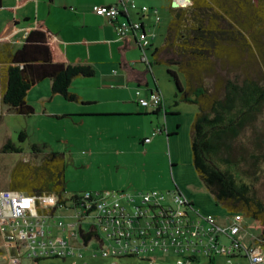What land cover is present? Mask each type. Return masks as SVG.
<instances>
[{
	"label": "rangeland",
	"instance_id": "rangeland-1",
	"mask_svg": "<svg viewBox=\"0 0 264 264\" xmlns=\"http://www.w3.org/2000/svg\"><path fill=\"white\" fill-rule=\"evenodd\" d=\"M16 2L17 0H2L0 8V37L4 36L9 24L13 25L11 31H16L12 37L6 41L1 40L0 43L8 44L12 51L19 49L23 44L28 34L24 33L28 29L26 27L34 28L38 18H45L47 15L44 0H36L21 7H16ZM162 2V7L158 6L161 21L155 25L154 31H151L154 34L153 45L157 47L163 45L170 21L169 0ZM177 3L182 5L184 0ZM14 20H18V24L13 23ZM132 55L137 60V51L132 52ZM149 58L151 61V55ZM258 67V63H251L247 59L243 70L236 72L232 70L229 77L235 79L238 75L239 79H242L244 76L242 74L246 71H253L256 74ZM108 69L114 70L113 67ZM152 74L165 97L168 107V114L165 117L163 112L158 118L154 114L130 113L134 110L132 104L135 99L134 88L126 87L124 81H117L114 86L121 87L120 89H97L99 84H105V79L97 68L95 76L73 80L69 91L84 92V87L88 86L90 91L115 95L119 101L114 108L123 113L103 118H87L67 113L70 108L81 106L66 102L61 96H52L49 80L37 84L29 92V105L34 109V113L29 116L15 114L1 103L0 191L10 189L11 184L29 185V182L32 186L41 187L40 184L33 183V179H36L35 174L39 176L43 170L44 172L51 170L50 165L44 164V159L49 152H56L63 155L65 163L64 198L84 192L117 193L119 204L129 208L126 198H121V193L131 196L139 203L146 193L158 191L166 196V204L177 210L178 205L169 194L179 191L201 214L228 216L225 210L216 205L192 165L190 131L194 116L198 112L197 106L179 101L180 95L166 73L165 66L153 64ZM148 78L152 82V78ZM179 78L183 80L182 77ZM218 79L214 77L207 79L206 85L210 91H213ZM43 97L48 98L46 107H43L40 101ZM65 114L73 115L63 116ZM256 126V131L252 127H247L239 139L251 149L255 137L262 135L264 139V112L259 116ZM156 128L163 130V133L153 137L150 144L142 147V140L151 137ZM20 134L25 135L23 140L20 139ZM7 141L21 148L22 152L2 153L1 148ZM33 145H44L45 148L41 153H33ZM41 166V169H35ZM261 168L263 170L255 184V191L264 201V164ZM67 214L71 213L67 211L61 217L56 215L54 223L48 220L50 221L47 222L48 227L53 233L57 232L55 222L69 225L77 221ZM238 216L242 218L240 225L243 230L248 234L258 233L253 229L256 222L242 215ZM232 217L236 218L235 215ZM219 222L222 224L223 218H220ZM83 229L89 230L87 223L83 224ZM107 242L110 243L108 240ZM155 252L151 264H183L182 259L174 257L172 253L165 252L164 255L162 252ZM4 255L5 252L1 249L0 264H9ZM142 262L140 259L104 258L98 242L91 240L87 247H76L74 255H68L65 259L51 256L39 264H147ZM247 262L244 259L218 257L215 258L214 264H248Z\"/></svg>",
	"mask_w": 264,
	"mask_h": 264
},
{
	"label": "trees",
	"instance_id": "trees-1",
	"mask_svg": "<svg viewBox=\"0 0 264 264\" xmlns=\"http://www.w3.org/2000/svg\"><path fill=\"white\" fill-rule=\"evenodd\" d=\"M190 1L191 5L184 8L169 5L170 21L164 43L152 49L150 66H165L180 95L179 101L198 108L190 131L192 165L216 205L230 216L242 215L255 221L264 242V201L255 191L263 170L264 139L262 135L255 137L252 149L239 141L247 127L256 131L259 116L264 112V0ZM1 4L2 0L0 8ZM247 59L259 64L258 72L246 71L242 79L238 75L231 79V71L243 70ZM94 75L91 66L55 62L49 33L42 25L32 29L15 51L0 43L1 103L15 114L34 113L27 95L45 80L50 81L52 95L79 103L80 98L69 91L71 82L77 77ZM213 77L219 79L210 91L206 81ZM160 110L151 114L159 115ZM24 137L20 134L21 140ZM44 148L32 146L33 153H41ZM1 152L22 150L7 141ZM44 164L50 165L51 170H43L33 179L41 187L29 182L11 184L10 190L66 199L63 155L49 152Z\"/></svg>",
	"mask_w": 264,
	"mask_h": 264
},
{
	"label": "built area",
	"instance_id": "built-area-1",
	"mask_svg": "<svg viewBox=\"0 0 264 264\" xmlns=\"http://www.w3.org/2000/svg\"><path fill=\"white\" fill-rule=\"evenodd\" d=\"M135 9L133 2L118 0L115 5L94 6L93 13L113 24L120 39L133 38L140 51V62L150 70L148 50L154 34L145 31L140 21L131 19L130 11ZM149 11L157 25L160 22L158 11L140 8L141 13ZM136 97L140 107L164 111L165 101L160 92L146 97L136 92ZM162 133L163 130L156 128L143 142L149 143ZM121 194L129 208L119 204L117 193L84 192L60 200L53 194L1 190L0 238L4 246L0 250L5 252L9 264H39L51 256L65 259L74 255L76 247H87L95 240L102 257L108 259H140L142 263L151 264L153 252L158 251L172 253L181 258L183 264H214L217 257H243L249 264H264V242L259 237L254 244L245 243L237 219L221 224L212 215H202L179 191L169 194L178 205L177 210L166 204V196L158 191L146 193L139 203ZM73 196L77 199H71ZM67 211L71 213L67 215L77 221L69 225L55 222L57 232L53 233L48 220L54 223L56 215L61 217ZM84 223L89 226L88 231L83 229ZM80 229L83 233H96L87 246L79 236Z\"/></svg>",
	"mask_w": 264,
	"mask_h": 264
},
{
	"label": "crops",
	"instance_id": "crops-1",
	"mask_svg": "<svg viewBox=\"0 0 264 264\" xmlns=\"http://www.w3.org/2000/svg\"><path fill=\"white\" fill-rule=\"evenodd\" d=\"M21 0H17L16 7H21L25 4L35 2L36 0H26L20 3ZM47 5V15L45 18H38L35 27L42 25L50 37V44L55 62H62L73 66H91L95 70H100L101 75L105 79V84H99V90L105 89H120L114 86L117 81H124L126 87L134 88L133 100V112L135 115H148L154 112L156 109H145L137 104L136 92H139L140 97H146L150 93L158 91L161 93L156 80L152 74V66L149 70L148 67L140 62V51L133 38H127L125 40L120 39L117 35L116 29L113 24L108 22L102 17H98L93 13V7L97 5H115L118 0H44ZM136 5L135 10L130 11L131 19L140 21L145 31H154L156 25L154 15L149 11L141 13V7H147L149 9H156L158 16L160 15L158 6L162 7V0H128ZM172 0H169L171 5ZM2 5V4H1ZM148 5V6H147ZM163 9V8H161ZM164 11V10H163ZM160 18V16H159ZM27 20V19H26ZM161 21V19H160ZM13 23L18 24V20H14ZM13 25L9 24L6 33L3 37H0V41H6L9 37H12L15 30L11 31ZM157 26V25H156ZM34 27V28H35ZM28 28V29H27ZM33 27H26L24 33L27 34ZM33 28V29H34ZM16 32V31H15ZM153 33V32H152ZM151 49L148 50V56L152 54V49L157 46L151 42ZM137 51V60L133 58L132 52ZM131 58V60H130ZM150 60V58H149ZM114 68L113 71H108V68ZM94 75V76H95ZM152 78L150 82L149 78ZM82 77L74 78L73 80L80 79ZM50 82V81H49ZM74 81L71 82L73 84ZM71 87V86H70ZM34 88V87H33ZM32 88V89H33ZM31 89V90H32ZM84 92L73 91L79 98L80 102L76 103L81 107H72L67 113H74L82 115L87 118H100L111 117L117 115L121 110H117L115 104L118 103L119 98L112 94H103L101 92L90 91V88L84 87ZM89 91H88V90ZM30 90V91H31ZM29 91V92H30ZM162 94V93H161ZM29 95V93H28ZM27 95V102L28 101ZM163 95V94H162ZM55 96V95H52ZM59 96V95H58ZM164 97V95H163ZM48 98H41L42 106H48L46 101ZM165 101V97H164ZM102 105V107H99ZM123 111V110H122ZM168 107L166 101L164 102V111L161 109L159 115H155L157 118L162 114L166 116ZM117 113V114H116ZM129 113V112H126ZM73 114H65L63 116H70ZM161 135V134H160ZM156 137V136H155ZM148 137H145L146 139ZM144 139L141 142L142 147L149 143H144ZM152 140V139H151ZM192 203V202H191ZM193 204V203H192ZM203 215V214H202ZM212 215V214H206ZM219 221L223 218V224H229L235 219L242 221V218L235 215L232 216H215ZM255 222V221H254ZM253 229L258 233L248 234L245 230L242 231V237L245 243L254 244L260 237L261 232L256 224ZM4 246L3 240L0 238V247ZM165 255V253H163ZM174 256V255H173ZM175 257V256H174ZM218 258V257H217ZM222 258V257H221ZM236 259H244L243 257H235ZM248 261V260H247ZM249 264V262H247ZM206 264V262H205Z\"/></svg>",
	"mask_w": 264,
	"mask_h": 264
},
{
	"label": "water",
	"instance_id": "water-1",
	"mask_svg": "<svg viewBox=\"0 0 264 264\" xmlns=\"http://www.w3.org/2000/svg\"><path fill=\"white\" fill-rule=\"evenodd\" d=\"M189 5H191L190 0H184V3L182 5L178 4L177 0H172L171 2L172 8L187 7ZM95 234H96L95 232L83 233L81 229L79 230V236L82 239L85 246H87L88 242L91 240L92 236H94Z\"/></svg>",
	"mask_w": 264,
	"mask_h": 264
},
{
	"label": "bare ground",
	"instance_id": "bare-ground-1",
	"mask_svg": "<svg viewBox=\"0 0 264 264\" xmlns=\"http://www.w3.org/2000/svg\"><path fill=\"white\" fill-rule=\"evenodd\" d=\"M178 1H181V0H177V2H178Z\"/></svg>",
	"mask_w": 264,
	"mask_h": 264
}]
</instances>
